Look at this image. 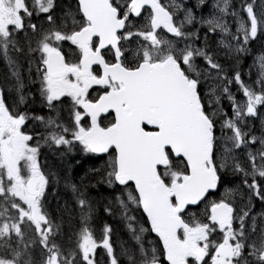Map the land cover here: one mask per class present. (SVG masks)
Here are the masks:
<instances>
[{
    "label": "snow or ice",
    "instance_id": "1",
    "mask_svg": "<svg viewBox=\"0 0 264 264\" xmlns=\"http://www.w3.org/2000/svg\"><path fill=\"white\" fill-rule=\"evenodd\" d=\"M61 9L0 0V264H264V0Z\"/></svg>",
    "mask_w": 264,
    "mask_h": 264
},
{
    "label": "trees",
    "instance_id": "2",
    "mask_svg": "<svg viewBox=\"0 0 264 264\" xmlns=\"http://www.w3.org/2000/svg\"><path fill=\"white\" fill-rule=\"evenodd\" d=\"M70 165V173L74 172V177H72V179L76 182L79 183L80 182V178L85 176L86 173H88V171H85V169L83 168V166L79 163V161L76 160V162H71L69 159H67L65 161V164L62 165V170L61 172H59L61 179L63 180L65 178L66 172L68 170V167ZM75 166V167H74ZM77 172L81 173L80 175L77 174ZM94 189V188H93ZM61 190V189H60ZM98 190L100 192H98V195L96 196V199L94 198L95 196H92L94 200L99 201L101 209L104 203H106V197L108 190L105 187H98ZM102 192V193H101ZM58 194V192H57ZM55 195V193L53 194ZM60 196L62 197H68V195L66 194V192H62V190L59 192ZM68 199V198H67ZM53 203L55 205L51 206L53 209H55L57 207L58 204H62L63 200L62 199H57V198H53L52 199ZM104 223H108L111 224L115 229H116V235H118L120 237V240H125V236L121 237V235L124 233V225L121 222L119 216H114V217H108L103 213V209L99 212L97 219L95 221L97 230H99V228L101 227L102 224ZM129 240V238H128Z\"/></svg>",
    "mask_w": 264,
    "mask_h": 264
},
{
    "label": "rangeland",
    "instance_id": "3",
    "mask_svg": "<svg viewBox=\"0 0 264 264\" xmlns=\"http://www.w3.org/2000/svg\"><path fill=\"white\" fill-rule=\"evenodd\" d=\"M206 14H207V13H206ZM260 49H261V46H260L259 44H256V45L254 46V48H253V55H259V53H260ZM252 59H253V56H251V57H249V58H245V63H246V65L251 64V63H252ZM12 83H14V82H12ZM26 89H27V88H26ZM28 90H29V89H28ZM25 92H26V91H25ZM15 99H16V96H15V93H13V94L11 95V97H10V101H13V100H15ZM37 110H38V109H33V111H37ZM44 157H45L46 160L52 159V162H50V163L53 165L52 168L55 167L54 164H58V163H60V160L57 158V156H56V155H53V154L50 153V152H47V150H45V156H44ZM76 160H77V161H84V162L89 161L88 158H83V157H76ZM72 177H74V173H71V179H72ZM228 179H229L230 181H232V180H235V179H237V178L229 176ZM55 190H56L55 187H54V188H51V192H52L53 194H54ZM90 191L93 193V196H95V197H94L95 199H96V196L98 195V192H100V191L98 190V188L90 189ZM97 191H98V192H97ZM110 191H112V190L109 189V191L107 192V195L109 194ZM101 193H102V192H101ZM52 196H53V195L50 196L51 206L55 205V204L53 203V201H52ZM258 206L260 207L259 204H258ZM101 210H102V209H101ZM123 236H125V240H124V241H126V240L129 238L128 233H127V231L125 230V228H124V233L121 235V237H123ZM116 238L120 239V237H119L118 235H116Z\"/></svg>",
    "mask_w": 264,
    "mask_h": 264
},
{
    "label": "bare ground",
    "instance_id": "4",
    "mask_svg": "<svg viewBox=\"0 0 264 264\" xmlns=\"http://www.w3.org/2000/svg\"><path fill=\"white\" fill-rule=\"evenodd\" d=\"M62 10V9H61ZM1 68V67H0ZM2 69V68H1ZM49 162H52V159H49L48 160ZM79 163L83 166V168L85 169V171H88L89 169H91V163H90V159H89V161H87V162H84V161H79ZM65 163H58V164H54V168H52V167H50L53 171H58V172H61V170H62V165H64ZM75 167V166H74ZM70 169V168H69ZM55 187V195H53L52 196V199L53 198H57V199H62V200H64V199H66V198H68V199H70V196H71V194L70 193H68V192H66L65 191V189H64V187H63V183H61V185H60V187L57 189V187H56V185L53 183L52 185H51V188H54ZM62 190V192H66V194L68 195V197H62V196H60V195H58L59 194V192ZM57 192H58V194H57ZM90 194H91V196H93V193L90 191ZM126 241H128V239L126 240ZM130 242V241H129ZM131 243V242H130Z\"/></svg>",
    "mask_w": 264,
    "mask_h": 264
},
{
    "label": "flooded vegetation",
    "instance_id": "5",
    "mask_svg": "<svg viewBox=\"0 0 264 264\" xmlns=\"http://www.w3.org/2000/svg\"><path fill=\"white\" fill-rule=\"evenodd\" d=\"M59 2H60V4H61V6H62V10H67L68 8H74V6H73L72 4H71V5H70V4H67V3H65L63 0H59ZM1 68H2V67H1ZM1 68H0V70H1V71H4V72H3V73H4L3 76H4L7 72H5L4 68H2V69H1ZM25 91H26V90H25ZM232 186H233L232 184H229V185H228V187H232ZM256 210H257V211L261 210L260 207L258 206V204H257V209H256Z\"/></svg>",
    "mask_w": 264,
    "mask_h": 264
}]
</instances>
